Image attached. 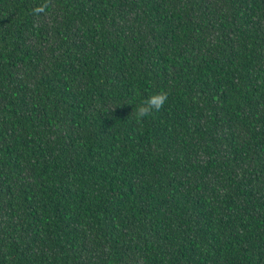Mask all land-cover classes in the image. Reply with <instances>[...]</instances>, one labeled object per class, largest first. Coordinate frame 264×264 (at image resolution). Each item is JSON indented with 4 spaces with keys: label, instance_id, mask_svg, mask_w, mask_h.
<instances>
[{
    "label": "trees",
    "instance_id": "1",
    "mask_svg": "<svg viewBox=\"0 0 264 264\" xmlns=\"http://www.w3.org/2000/svg\"><path fill=\"white\" fill-rule=\"evenodd\" d=\"M0 264H264V0H0Z\"/></svg>",
    "mask_w": 264,
    "mask_h": 264
},
{
    "label": "clouds",
    "instance_id": "2",
    "mask_svg": "<svg viewBox=\"0 0 264 264\" xmlns=\"http://www.w3.org/2000/svg\"><path fill=\"white\" fill-rule=\"evenodd\" d=\"M37 12H43L44 6L36 9ZM167 91H159L147 96L136 107L135 118L138 123H142L144 118L149 117L154 111H159L168 100Z\"/></svg>",
    "mask_w": 264,
    "mask_h": 264
}]
</instances>
